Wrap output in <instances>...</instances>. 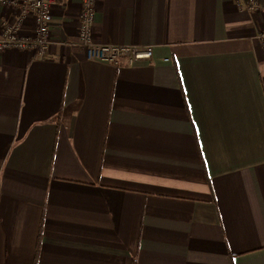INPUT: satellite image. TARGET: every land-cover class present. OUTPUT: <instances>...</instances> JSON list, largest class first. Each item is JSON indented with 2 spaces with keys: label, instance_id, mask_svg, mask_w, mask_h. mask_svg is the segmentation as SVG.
Listing matches in <instances>:
<instances>
[{
  "label": "crops",
  "instance_id": "crops-1",
  "mask_svg": "<svg viewBox=\"0 0 264 264\" xmlns=\"http://www.w3.org/2000/svg\"><path fill=\"white\" fill-rule=\"evenodd\" d=\"M80 6L46 58L0 51V264H264V0H96L133 66L88 57Z\"/></svg>",
  "mask_w": 264,
  "mask_h": 264
},
{
  "label": "built area",
  "instance_id": "built-area-1",
  "mask_svg": "<svg viewBox=\"0 0 264 264\" xmlns=\"http://www.w3.org/2000/svg\"><path fill=\"white\" fill-rule=\"evenodd\" d=\"M52 2L53 0H0V5L15 10L18 16L14 24L5 25L0 30V51L25 50L33 52L38 58H46L51 46ZM254 8H257L256 4ZM95 11L96 0H81L78 39L79 45L90 59L116 66H133L153 59L154 52L151 47L96 43L93 37ZM30 14L35 21L34 33L29 36L22 35L20 28ZM258 39L264 51V32L259 34Z\"/></svg>",
  "mask_w": 264,
  "mask_h": 264
}]
</instances>
